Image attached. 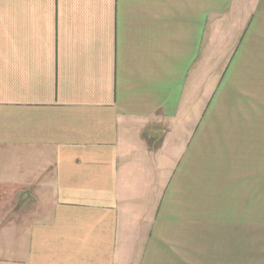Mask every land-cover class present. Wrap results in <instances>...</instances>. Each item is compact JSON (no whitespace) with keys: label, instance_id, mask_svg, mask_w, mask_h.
Listing matches in <instances>:
<instances>
[{"label":"crops","instance_id":"0c3cea01","mask_svg":"<svg viewBox=\"0 0 264 264\" xmlns=\"http://www.w3.org/2000/svg\"><path fill=\"white\" fill-rule=\"evenodd\" d=\"M0 264H264V0H0Z\"/></svg>","mask_w":264,"mask_h":264}]
</instances>
